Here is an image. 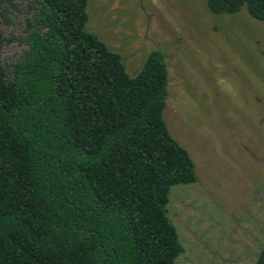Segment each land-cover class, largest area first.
<instances>
[{
    "label": "trees",
    "instance_id": "16d2710c",
    "mask_svg": "<svg viewBox=\"0 0 264 264\" xmlns=\"http://www.w3.org/2000/svg\"><path fill=\"white\" fill-rule=\"evenodd\" d=\"M38 1L11 80L0 55V264H174L170 190L198 174L164 119V53L131 76L87 30L89 0ZM206 3L264 22V0Z\"/></svg>",
    "mask_w": 264,
    "mask_h": 264
},
{
    "label": "rangeland",
    "instance_id": "374dc122",
    "mask_svg": "<svg viewBox=\"0 0 264 264\" xmlns=\"http://www.w3.org/2000/svg\"><path fill=\"white\" fill-rule=\"evenodd\" d=\"M38 0H0L1 67L11 80L29 48ZM88 31L131 76L156 49L169 85L164 119L198 180L167 205L184 251L174 264H257L264 247V22L206 0H89Z\"/></svg>",
    "mask_w": 264,
    "mask_h": 264
}]
</instances>
